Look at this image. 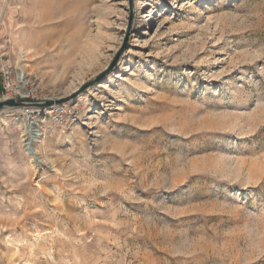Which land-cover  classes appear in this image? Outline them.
<instances>
[{
  "label": "rangeland",
  "instance_id": "374dc122",
  "mask_svg": "<svg viewBox=\"0 0 264 264\" xmlns=\"http://www.w3.org/2000/svg\"><path fill=\"white\" fill-rule=\"evenodd\" d=\"M84 5L0 0L34 101L120 52L0 111V264H264V0Z\"/></svg>",
  "mask_w": 264,
  "mask_h": 264
},
{
  "label": "bare ground",
  "instance_id": "6f19581e",
  "mask_svg": "<svg viewBox=\"0 0 264 264\" xmlns=\"http://www.w3.org/2000/svg\"><path fill=\"white\" fill-rule=\"evenodd\" d=\"M95 1L96 0H85V5H84L83 11H82L83 16L89 15V18H91L94 13L100 12V9H98V8H95L93 10L88 9L89 6L92 5V3H94ZM64 3H66V1H64ZM62 4H63V2H62ZM144 13H145V11H144ZM26 55L27 54L25 52H23L20 54V56L18 58L19 70H16L17 71L16 72V84L20 88V90L25 89L28 85H30L29 84L30 82L27 80L26 76L23 74L24 68L26 67V64L25 65L20 64V61L24 60L26 58ZM7 109L8 110H16V111L21 112V113H24V112L28 113L29 112V110H27L25 108H16V109L7 108ZM2 121H3V119H2ZM27 124H28V126L22 127L23 137H24L23 144H24L26 151H28L29 155H31V158H33V156H35V151H34L32 143H39L41 141V138H40L41 134L39 133L38 122H28ZM31 161L33 162L32 159H31Z\"/></svg>",
  "mask_w": 264,
  "mask_h": 264
},
{
  "label": "water",
  "instance_id": "95a60500",
  "mask_svg": "<svg viewBox=\"0 0 264 264\" xmlns=\"http://www.w3.org/2000/svg\"><path fill=\"white\" fill-rule=\"evenodd\" d=\"M119 54H120V52L116 55V57L114 58V60L112 61L111 65L108 67V69L101 72L100 74H98L94 78L90 79L89 81L83 83L75 93H73L71 96H69L67 98H61V99L46 98V99L39 100V101L27 100V99H21V98L0 99V111H2L5 108H10V109H16V108H25V109L49 108V107H52L54 105L62 104L64 102H66L67 100H69V98L75 97L78 93L84 91L86 88L93 85L96 81H98L100 78H102L114 66V64L117 61Z\"/></svg>",
  "mask_w": 264,
  "mask_h": 264
},
{
  "label": "built area",
  "instance_id": "2783aa9c",
  "mask_svg": "<svg viewBox=\"0 0 264 264\" xmlns=\"http://www.w3.org/2000/svg\"><path fill=\"white\" fill-rule=\"evenodd\" d=\"M0 79L2 81V99H27L34 100L36 97L27 89L20 90L16 84V76L10 65L2 64L0 62ZM37 99V98H36Z\"/></svg>",
  "mask_w": 264,
  "mask_h": 264
}]
</instances>
